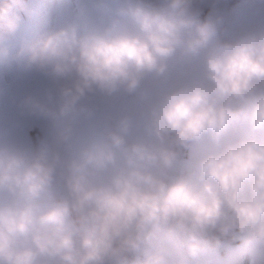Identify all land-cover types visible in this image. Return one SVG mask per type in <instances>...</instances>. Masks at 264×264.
Segmentation results:
<instances>
[{"label":"clouds","instance_id":"clouds-1","mask_svg":"<svg viewBox=\"0 0 264 264\" xmlns=\"http://www.w3.org/2000/svg\"><path fill=\"white\" fill-rule=\"evenodd\" d=\"M0 264H264V0H0Z\"/></svg>","mask_w":264,"mask_h":264}]
</instances>
